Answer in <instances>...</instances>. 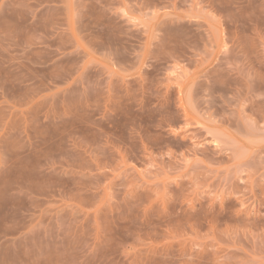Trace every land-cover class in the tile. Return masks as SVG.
Segmentation results:
<instances>
[{
    "label": "rangeland",
    "instance_id": "obj_1",
    "mask_svg": "<svg viewBox=\"0 0 264 264\" xmlns=\"http://www.w3.org/2000/svg\"><path fill=\"white\" fill-rule=\"evenodd\" d=\"M0 264H264V0H0Z\"/></svg>",
    "mask_w": 264,
    "mask_h": 264
}]
</instances>
